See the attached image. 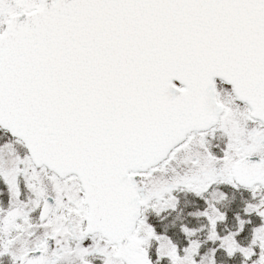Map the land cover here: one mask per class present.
<instances>
[{
    "label": "snow or ice",
    "instance_id": "1",
    "mask_svg": "<svg viewBox=\"0 0 264 264\" xmlns=\"http://www.w3.org/2000/svg\"><path fill=\"white\" fill-rule=\"evenodd\" d=\"M0 264H264V0H0Z\"/></svg>",
    "mask_w": 264,
    "mask_h": 264
}]
</instances>
